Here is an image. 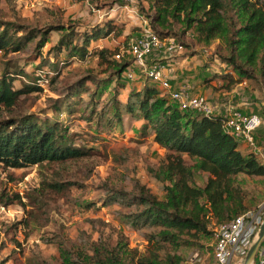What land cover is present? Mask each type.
Segmentation results:
<instances>
[{"label":"trees","instance_id":"obj_1","mask_svg":"<svg viewBox=\"0 0 264 264\" xmlns=\"http://www.w3.org/2000/svg\"><path fill=\"white\" fill-rule=\"evenodd\" d=\"M145 1L148 10L144 5L140 9L162 39L176 38L185 48L178 36L184 37L189 31L207 46L217 40L215 56L229 66L221 75L223 88L231 89L249 79L264 89V0ZM113 24L110 21L78 31V24L72 20L64 22L62 17L42 27L0 17V58L11 56L0 76V163L5 168L37 166L44 173L57 163L94 154V148L77 145L68 125L56 117H40L18 108L21 96L46 90L41 85L43 80L48 81V90L56 94L47 96L55 115L78 114L89 123L109 128L114 123L122 125L129 116L141 123L137 141L147 140L162 149L157 155V166L147 165L146 169L150 179L160 185L162 196L127 172L121 183L106 185L99 200L101 206H118L122 223L139 231L146 240L144 249L131 247L122 232L114 239L113 234L106 232L110 223L103 219L88 218L91 231L81 229L75 238L65 239L60 234L44 237L46 243L56 244L59 258L43 264H183L186 259L180 248H203V240L214 237L217 225L251 210L253 202L240 175L264 177L259 156L240 149V141L224 129L223 117L183 110L166 91L149 82L140 89L132 87L125 100L120 99L119 90L126 86L119 82L134 60L127 52L131 42L125 49H91L112 32ZM53 31L60 32V37L44 55L42 48L49 43ZM122 50L123 56L114 59ZM24 53L40 58L32 75L18 63L17 56ZM92 54L97 56L99 65L106 66L104 72L109 73V79L99 78L93 68L74 79L63 76L61 65L82 62ZM153 59L158 58L150 56L149 62ZM19 76L26 82L15 86ZM111 79L118 80V85L115 94L104 101ZM112 156L119 160L116 153ZM200 173L208 175L203 183L197 180ZM74 185L82 186L75 180L44 179L34 189L35 196L31 193L26 202L18 201L24 209L31 207L30 219L35 221L39 219L36 209L45 207L40 195L46 189L63 194ZM12 198L6 195L4 203H12ZM0 264H8V259H1Z\"/></svg>","mask_w":264,"mask_h":264},{"label":"rangeland","instance_id":"obj_2","mask_svg":"<svg viewBox=\"0 0 264 264\" xmlns=\"http://www.w3.org/2000/svg\"><path fill=\"white\" fill-rule=\"evenodd\" d=\"M140 5H144L145 10H148V3L145 0H0V17L4 20L19 19L38 27L48 25L58 17H62L64 22L72 20L78 24V31L102 26L111 21L114 23L112 32L95 42L91 49L95 51L109 47L118 50L127 48L129 42L142 34L146 16L141 11ZM59 37L60 32L51 33L49 43L42 48L44 55H48L47 52ZM178 39L186 44V48L182 53H175L169 57L175 59L188 57L197 71L196 79L205 78L209 82L214 78H220L222 75L220 72L229 69L227 64L215 56L217 40L209 46L204 45L192 31L184 37L178 36ZM51 56L54 58V54ZM61 56L65 57L64 54ZM10 57L0 58V76ZM37 57L35 54L25 53L17 56L20 67L29 75H32L40 63V58ZM169 57H163L162 61L167 63ZM98 62L97 56L92 54L82 62L76 61L67 66L63 64L61 65L63 76L67 80L74 79L85 70L93 68L99 78L109 79V73L104 72L106 66H101ZM139 80V77L133 81L122 78L119 84L123 83V87L126 86L124 90H119L122 101L127 96L128 83L131 87L137 86ZM244 81L241 86L244 90L259 92V96L251 101L258 103L264 115V89L252 80ZM24 82L26 79L19 76L14 84L21 86ZM109 83L103 94L104 101L115 94L118 80L111 79ZM88 84L91 85V82ZM45 87L44 92L21 96L18 108L24 113H36L40 117H56L68 125L69 134L75 135L77 145L94 148V154L80 160L57 163L53 167L46 168L44 173L37 166L5 168L0 163V260L6 258L8 264L57 262L59 252L56 244L46 243L44 237L60 234L65 239L75 238L81 229L91 231L88 218L103 219L110 223L106 232L113 234L114 239L117 233L122 232L127 236L131 247L144 249L146 240L139 231L122 223V218L117 214L118 206H101L99 200L104 196V187L121 183V178L127 172L138 177L142 183L151 186L156 194L162 196L160 185L150 179L146 170L147 165L157 166L160 147L147 140L143 143L138 142L136 137L140 133L141 124L134 122L129 116H126L122 125L114 123L113 127L109 128L105 124L89 123L79 118L78 114L73 117L65 112L55 115L49 108L47 96L56 97V94L48 90L47 85ZM84 97L87 98L86 94ZM113 153L119 156L118 161H115ZM55 177L75 180L82 186H71L69 191L63 194L46 189L44 194L40 195L45 207L36 209L39 219L31 221L29 214L31 207L24 209L18 200L22 199L26 202L27 195L32 193L35 196L34 189L39 188L44 179L53 180ZM206 177V173H200L197 180L203 183ZM240 182L248 191L249 200L253 202L251 210H257L264 204V177L241 174ZM6 195L13 197V202L8 205L4 203ZM94 236L96 237L97 234L94 233ZM202 243L204 246L201 249L194 246L180 248L179 252L186 259L183 264H190L191 257L196 252L201 253L205 264H214V237L206 238Z\"/></svg>","mask_w":264,"mask_h":264},{"label":"built area","instance_id":"obj_3","mask_svg":"<svg viewBox=\"0 0 264 264\" xmlns=\"http://www.w3.org/2000/svg\"><path fill=\"white\" fill-rule=\"evenodd\" d=\"M184 49L183 44L176 38L162 39L150 26L149 21L145 20L142 34L133 39L130 48L127 49V52L133 55L134 60L126 69L124 77L133 81L143 75L154 85L166 91L181 109L206 116H218L217 104L204 95L194 94L189 84L173 86L168 77V64L163 62L162 58L149 62L150 56L155 50L172 56L175 53H182ZM123 54L124 50L116 54V58L120 59ZM47 83V80L41 81L43 87L48 85ZM220 116L224 118V129L232 133L239 141L247 142L264 164V144H258L256 140V132L264 123L263 117L257 113H246L237 107H232L227 114ZM263 219L264 204L257 210H249L217 225L214 229V264H242ZM190 264H205L200 252L194 253ZM253 264H264V240Z\"/></svg>","mask_w":264,"mask_h":264},{"label":"crops","instance_id":"obj_4","mask_svg":"<svg viewBox=\"0 0 264 264\" xmlns=\"http://www.w3.org/2000/svg\"><path fill=\"white\" fill-rule=\"evenodd\" d=\"M151 56L154 58H163V57L168 58L170 55L155 50L153 51ZM167 64H168V77L171 83L173 84V86L179 87L182 84H189L194 94H202L217 104L219 111L218 116L227 114L232 107H237L246 113L260 114L264 119L263 112L259 108L258 103L257 102L254 103L253 101H251L252 99H255L256 97L259 96L258 95L259 92L257 90L255 91L244 90L241 87L243 85V82L233 85L231 89H225L222 87L224 81L221 79V77L214 78L209 82H207L205 78L196 79L197 71L194 69L192 62L188 60V57L187 58L182 57L179 59L170 58L167 61ZM221 74H224V72L223 73L220 72V75ZM146 82L153 84L142 75L139 82L137 83L138 87L134 85L132 87H136L140 89ZM132 87L128 83L127 91H129ZM217 87L219 89H217ZM256 140L258 144H261L262 142H263L262 144H264V123L262 127H260L256 132ZM239 143H240V149L243 152L252 151L251 147L244 140H241Z\"/></svg>","mask_w":264,"mask_h":264},{"label":"water","instance_id":"obj_5","mask_svg":"<svg viewBox=\"0 0 264 264\" xmlns=\"http://www.w3.org/2000/svg\"><path fill=\"white\" fill-rule=\"evenodd\" d=\"M264 240V219L263 222L257 232V235L254 239V241L252 242L251 246L248 249V252L242 262V264H253L256 256H257V252L260 248L261 243Z\"/></svg>","mask_w":264,"mask_h":264}]
</instances>
